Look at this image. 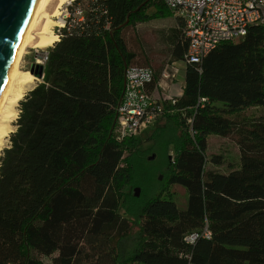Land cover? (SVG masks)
Instances as JSON below:
<instances>
[{"label": "trees", "instance_id": "16d2710c", "mask_svg": "<svg viewBox=\"0 0 264 264\" xmlns=\"http://www.w3.org/2000/svg\"><path fill=\"white\" fill-rule=\"evenodd\" d=\"M70 11L80 14L57 29L0 154V264H264V113L244 114L264 107V22L184 61L182 92L162 101L150 135L157 188L139 175V135L116 138L114 122L125 69H152L138 25L172 12L161 0H75ZM173 17L164 42L184 60ZM209 135L237 145L226 171L206 153Z\"/></svg>", "mask_w": 264, "mask_h": 264}, {"label": "built area", "instance_id": "2783aa9c", "mask_svg": "<svg viewBox=\"0 0 264 264\" xmlns=\"http://www.w3.org/2000/svg\"><path fill=\"white\" fill-rule=\"evenodd\" d=\"M75 0H65L56 15L58 29L65 25L67 19L79 16L71 12ZM182 21V31L187 41L184 61L199 63L210 50L224 41L235 40L243 36L248 27L264 22V0H161ZM47 60V52L41 62ZM164 78L174 74L163 71ZM153 71L149 67H127L122 96L116 107L114 133L116 138L139 135L163 116L162 101L174 102L181 94L169 92H148L146 86L151 82ZM201 235L208 236L207 228ZM198 233H191L186 240L193 242Z\"/></svg>", "mask_w": 264, "mask_h": 264}, {"label": "rangeland", "instance_id": "374dc122", "mask_svg": "<svg viewBox=\"0 0 264 264\" xmlns=\"http://www.w3.org/2000/svg\"><path fill=\"white\" fill-rule=\"evenodd\" d=\"M56 16H50V21H49V30L53 34L57 35V29L58 25L56 24ZM153 24H142L139 29V34H141L142 39L149 44L150 48L153 49L154 51V63L156 65H162L161 67H165L169 62H166L165 59L167 60V56L164 54L165 49L162 47V44L158 42L157 36H155L154 30L152 28ZM52 45V42L50 44H47L43 47H26L25 52L22 56L21 60V70H30L33 75L36 76V79L34 82L31 84L30 87L25 88L22 97L31 90L38 82L41 81L40 77H37L36 73L37 70L40 66H43L41 62V57L44 55V52L48 47ZM165 56V57H164ZM178 85L173 86L172 88V94L169 92V95H173V92L176 91V88ZM160 93V92H159ZM19 113V101L17 104L14 106L13 109V115L10 117L9 120L5 122L6 124V131L5 134L1 137L0 140V154L2 152V149L5 148L6 146L9 145V135L12 131L15 130L16 128V119L18 117ZM264 113V107L261 106H253L245 109L244 114L245 115H258ZM164 123V118L163 116L159 118L156 122H154L153 125L150 127L146 128L144 131H142L139 134L140 140V149L143 151L139 152V158H138V172L139 175H142L145 180V186H157L158 183L155 180L152 183V178L153 177H161L159 178V181L162 180V167L163 163H161L160 159L158 156H156V151L152 148L154 145V141L150 139L151 132L153 130L154 126L157 125H163ZM147 149V150H146ZM146 150V152H145ZM152 153L155 155V159L153 161H149L148 157L152 155ZM207 154H215L217 156H220V159L222 160V163L219 165H213L216 169L220 171H226L228 169V164H234L238 160V149L237 145L235 144V141L233 139H230L228 137H222V136H217V135H209L208 137V149L206 151ZM95 172H100V169L95 168ZM134 187H139L140 192L139 195L142 192V186L140 184L135 185ZM132 187V188H134ZM159 186H157L158 188ZM170 190L174 192V196L176 198V201L182 205L185 202V197H186V190L184 187L181 185H173V186H168ZM133 192V190H132Z\"/></svg>", "mask_w": 264, "mask_h": 264}, {"label": "bare ground", "instance_id": "6f19581e", "mask_svg": "<svg viewBox=\"0 0 264 264\" xmlns=\"http://www.w3.org/2000/svg\"><path fill=\"white\" fill-rule=\"evenodd\" d=\"M65 0H35L24 23L11 58L7 75L0 88V140L5 134V122L13 115L14 106L25 88L31 86L36 76L30 70H21V60L26 47H43L53 43L57 35L49 30L50 16H56ZM37 70V77L38 76Z\"/></svg>", "mask_w": 264, "mask_h": 264}, {"label": "water", "instance_id": "95a60500", "mask_svg": "<svg viewBox=\"0 0 264 264\" xmlns=\"http://www.w3.org/2000/svg\"><path fill=\"white\" fill-rule=\"evenodd\" d=\"M35 0H0V88L8 72L9 64L19 40L24 23ZM43 66L39 67L38 76L42 77ZM154 154L148 159H153ZM161 178V177H159ZM138 196L139 187H134Z\"/></svg>", "mask_w": 264, "mask_h": 264}, {"label": "crops", "instance_id": "0c3cea01", "mask_svg": "<svg viewBox=\"0 0 264 264\" xmlns=\"http://www.w3.org/2000/svg\"><path fill=\"white\" fill-rule=\"evenodd\" d=\"M176 22L177 21H176L175 17H173L172 14H170V16L161 17V19H158V20L155 19V20H152L150 22H142L138 25V32H139L140 26L142 24H153L152 28L154 30L155 36H157L158 42L161 43L162 47L165 49L164 54L167 56L166 57L167 60L165 59V61L169 62L163 68L161 67L162 65L157 66L156 63H154V58H153L154 51H153V49H151L149 44L146 43L142 39L141 34H140V40L143 44V47L146 49L147 55L149 56V61H150V65L152 66V70H154L155 72L158 71V73H159V78H158L157 84L151 92H156V91L158 92L159 91L161 94L165 93V92H170L172 94L171 91H172V88L175 84V85H178V87L176 88V91L173 92V94H176V92H178L179 89L182 88L184 85V71H185L184 60H182V59L181 60L171 59V52L169 51L168 45L166 44V42H164V41H166V40H164V35L167 32V28L170 27L171 25H175ZM57 39H58V35H57ZM163 71H167L171 74H174V76L171 78H164L162 76ZM147 86H146V89H147Z\"/></svg>", "mask_w": 264, "mask_h": 264}]
</instances>
